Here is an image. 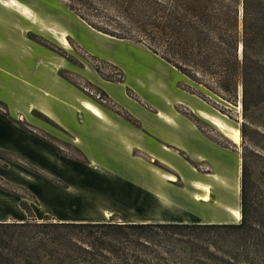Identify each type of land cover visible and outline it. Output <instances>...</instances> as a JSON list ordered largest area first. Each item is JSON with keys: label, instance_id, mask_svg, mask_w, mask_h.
<instances>
[{"label": "rangeland", "instance_id": "374dc122", "mask_svg": "<svg viewBox=\"0 0 264 264\" xmlns=\"http://www.w3.org/2000/svg\"><path fill=\"white\" fill-rule=\"evenodd\" d=\"M20 1L39 20L33 22L0 0V67L7 70L8 80L0 98V125L7 127L6 147L0 149V217L19 200L38 220L49 214L71 221L105 217L142 222L135 219L147 216H153V222L157 216L175 221L178 195L201 192L190 187L194 170L183 159L187 156L179 157L167 143L182 142L183 132L226 147L216 158L231 165L227 177L238 181L242 138L237 143L199 112L208 111L231 129L239 128L195 94L196 84L186 75L144 44L92 28L78 14L83 4L77 0L72 6L78 11L68 0ZM121 24L129 25L124 20ZM64 30L69 45L63 43ZM120 95L126 101L118 100ZM83 100L96 104L105 117L94 115ZM38 102L43 113L49 110V115L44 113L49 118L37 110ZM46 102L56 107L65 127L55 122ZM128 105L147 115L140 117L136 110L131 114ZM239 112L235 109L233 117ZM161 125L167 129L163 137L157 132ZM39 139L56 148L49 154L52 159L38 157ZM168 172H178V180ZM213 184L217 190L226 188ZM106 193H111L110 200ZM102 204L111 206V217L101 216ZM216 206L211 199L193 211L205 219V214H221ZM156 260L154 264L160 262Z\"/></svg>", "mask_w": 264, "mask_h": 264}, {"label": "trees", "instance_id": "16d2710c", "mask_svg": "<svg viewBox=\"0 0 264 264\" xmlns=\"http://www.w3.org/2000/svg\"><path fill=\"white\" fill-rule=\"evenodd\" d=\"M68 1L75 11L72 3L83 4L78 14L95 30L144 44L235 121L242 218L67 221L46 214L38 220L20 201L29 218L0 221V264H264V0ZM237 108L242 119L233 117Z\"/></svg>", "mask_w": 264, "mask_h": 264}, {"label": "crops", "instance_id": "0c3cea01", "mask_svg": "<svg viewBox=\"0 0 264 264\" xmlns=\"http://www.w3.org/2000/svg\"><path fill=\"white\" fill-rule=\"evenodd\" d=\"M6 72L7 70L0 67V98L2 97V91L4 93H6L7 91L8 80H7ZM117 99L120 100L121 102L126 101V98L123 95H120V97ZM39 102L37 103V106L35 107L37 108L38 111L44 114L39 109L40 108ZM46 107H48L53 112V114L57 118V121L51 118L50 119L62 125L63 127H65L66 126L65 122L60 120L58 117L59 112L57 111L56 107L53 106L50 102H46ZM127 108L129 109L131 114L132 113L134 114L135 112L133 111L136 110L137 113L140 115V117L141 115H144V116L147 115V113L144 112L143 110H139V109L137 110L135 108L129 107V105L127 106ZM6 128H7L6 126L0 125V149L3 146L6 147L5 144H3V142L7 139L6 137H3L4 135H6L5 133ZM166 131L167 129H165V127L162 125L159 126L157 130V132L160 134V137H163L164 136L163 134ZM182 136L183 138H185L182 142L177 141V139H167V143L168 145H170L171 148L177 151L179 157L182 158V155H180L179 153L186 155L187 157L183 159L192 165V169L194 170L193 171L194 173H193V178H191V181H190V187L193 188L194 182L199 181L205 185H210L212 187V193H211V197H209L208 199H202V200H198L195 198V195L197 193H203V191L197 187H194V188L201 190V192H193V194L190 196L187 191H186L187 194L180 193L178 195L179 199H176L175 202L172 201L175 206V210H176V212L174 213L177 216L176 220L179 222H235L236 221L235 219L234 220L230 219V216L232 218L234 217L233 215H231L232 213L230 210L233 208L239 207L240 201H239V197H236L235 191L232 188V183H231L232 179H229L227 177L228 176L227 174H228V171L230 170L231 165L226 162L223 163V161L216 158V155L219 153L220 150L222 149L227 150V148L223 147L217 141L210 140L205 136H201V135L199 136V134L194 135L192 133L187 134L186 132H183ZM51 147L52 146L48 142L44 141L43 139H39L35 147L38 157H43V156L48 155L47 157L51 158L50 155L54 154L55 152L54 149H56L55 147L54 149H52ZM34 161H36V159ZM168 173H174V172H168ZM174 174L178 180L180 174L178 172L177 174L176 173ZM213 182L224 184L226 188H224V190H217ZM183 190H187V189L184 188ZM99 191H102V190H99ZM110 194L106 193V197H109V200H110ZM161 198L159 201H161ZM211 199L215 200V204L218 206L216 207L221 210V214L219 215L214 214L213 216H209L208 214L207 215L205 214V217H204L205 219L203 218L199 219V217L196 218V215L194 214V211H193V209L195 208V205L201 202L208 203L210 202ZM108 210L112 214H114V211L111 208V206L108 207V206H105V204H102L101 211H100L101 216L102 217L104 216L103 213L106 215V211ZM228 214L230 216H228ZM158 215H160V213ZM0 216H4V215H0ZM28 218H29L28 212L24 208H22V206L20 205V201L17 200V204L14 205L13 210L9 211L7 215H5V217H0V221H6V220L24 221V220H27ZM153 218H154L153 216H149V217L147 216L146 218L135 219V220H140V221L145 220L147 222H153V221H150ZM160 218H161L160 216H157L156 217L157 221H154V222L174 221V219L169 220V219H166L164 216H162L163 219H160ZM61 220L68 221V219H61ZM104 220L106 221L107 219H105L104 217ZM176 220L174 222H177ZM145 221H142V222H145Z\"/></svg>", "mask_w": 264, "mask_h": 264}, {"label": "bare ground", "instance_id": "6f19581e", "mask_svg": "<svg viewBox=\"0 0 264 264\" xmlns=\"http://www.w3.org/2000/svg\"><path fill=\"white\" fill-rule=\"evenodd\" d=\"M2 3L5 6H11V7L16 8L20 12L24 13L27 17H31L33 22H36V21L39 20L37 13L33 12L34 10H32V8H30L26 4H23L20 0H3ZM52 25H55V24H51L49 26H52ZM67 34H68V32H66L65 30L62 32V40H63V43L65 45H69L68 38L66 37ZM82 104H83V106L85 108L90 110L92 113H94V115L98 116L99 118H104L105 117L104 112L96 104L90 102L89 100H83ZM43 111H44L45 114H48V113L50 114L49 110H47L46 108ZM199 113H200V115L202 117H204V118L208 119L210 122H212L219 130L227 131V132H225L226 134L231 136V138L234 141H236L237 143H240V141H241V131L239 129H231L224 122V120L222 118H220L219 116H217L215 114H212V113H210L208 111L202 110ZM238 172H240V169H239ZM170 179H176V177L171 175ZM231 183H232V188L235 191L236 197H239V201H240V196H241L240 195V188H241V186H240V177H238V181H237V178H236V182L231 180ZM194 187H197V188H199V189H201L203 191V193H197L195 195L196 199L202 200V199H208L209 197H211L212 187L210 185H205V184H203V183H201L199 181H195L194 182ZM230 211H231L232 215L234 216V218H236L237 221L240 222L241 218H242L241 207L239 206V207L233 208ZM111 215H112V213L109 210L106 211V216L111 217Z\"/></svg>", "mask_w": 264, "mask_h": 264}]
</instances>
